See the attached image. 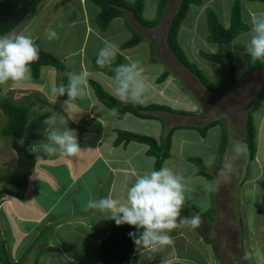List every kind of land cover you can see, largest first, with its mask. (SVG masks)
<instances>
[{
	"label": "crops",
	"instance_id": "obj_1",
	"mask_svg": "<svg viewBox=\"0 0 264 264\" xmlns=\"http://www.w3.org/2000/svg\"><path fill=\"white\" fill-rule=\"evenodd\" d=\"M65 1L43 0L38 6L39 9L37 8L34 13L26 15L22 22L8 34H19L23 32L26 35H31L30 27L32 28L35 25L32 20L34 16L42 13L43 10H46L44 15H52L58 11L57 7H60V3ZM78 1L82 5V21H86L89 18L95 20L99 8L96 5H94V9L89 7L91 15H87L88 12L85 9H87L86 4L89 0ZM251 3L263 5L259 2ZM262 12L264 11L260 13ZM242 20L244 19L242 18ZM243 22L249 26V30L239 35L236 39L243 36H247L245 39L249 38L251 24L245 20ZM229 23L230 17L227 19L226 24L221 25L228 27ZM44 25L45 23L42 26ZM52 27L51 29L54 30V25ZM48 29L42 30L43 35L49 33L47 31ZM90 31L91 27L86 25L83 43H85ZM100 33L105 32L100 31ZM33 36H36V34L34 33ZM236 39L232 42L233 44ZM33 40L34 42L37 41L36 38H33ZM37 42L44 52L57 57L54 52L44 46L43 41L38 40ZM119 45L121 46V44H118V50H120ZM83 47L81 46L80 49H83ZM61 61L64 64V61ZM50 70H54V68L49 66L42 67L39 78L34 80L42 79V75L45 72H47L48 76L50 72L52 73ZM80 70L85 74V83L82 86L83 95L74 101L72 107L70 109H66V106L62 107L67 97H57L54 94L51 100L55 102L51 106H48V99L43 98L45 100H43L44 103H37L35 107H32L28 111L26 126L20 134L19 142L22 146L29 152L44 154L46 159L35 164L28 178L26 190L22 198L18 199L10 196L0 197V236L6 244L11 261L14 263L21 261L22 264H101L97 255L98 247L100 242L112 230L115 221L106 219L105 214H102L98 210L89 209L87 206L88 202L90 200L107 197L110 193L113 198L120 199L124 202L127 190L134 183L136 177L154 170L155 159L147 154L148 147L145 144L129 142L115 145L114 143L118 131L137 132V134L142 133L153 137V135L149 134L150 132L148 130L151 129V131L158 133L154 129L157 127L151 125L152 128H148V124L151 122V124L155 123L156 126H160L161 118L154 115L152 111L149 113L155 117L153 119H140L131 114H127L124 118L118 119L114 112L96 100L92 89L88 85V80L93 79L87 78L88 76L82 68ZM256 74V72L253 73L239 88H234V90L242 92L243 97L247 99L254 98V102L256 100V86L258 87L260 81H264V79H258ZM45 78L47 77L43 79ZM193 79L195 83H191V89L199 104L196 115H201L197 121H200L198 123H204L206 125L218 118V116H215L213 119L205 120L208 114L213 113L215 110L214 105L209 106L207 99L213 96V92L204 89L195 78ZM226 79H228V76ZM94 81L98 82L110 95L117 98L113 89L111 93L102 83L97 80ZM52 82L50 86L51 92H53L54 86L57 85L56 81ZM29 91L24 96L25 102L32 94ZM40 92L43 93V90H40ZM142 105L145 106L144 102ZM263 106L264 102L260 109L253 113L256 130L255 156L252 161H249L248 154L246 157L241 154L244 163L248 160V164H257L259 167V147L262 143L264 145ZM221 109L225 111V107ZM232 109L229 111H232ZM240 111L241 109L234 113L237 119L234 117L232 118L233 120L226 121L225 123L227 130H229L228 132L232 130V125H235L237 130H240L242 133L241 138L236 141H242L244 143L245 119L241 121L240 115L242 113ZM52 115L56 117V123L52 127L60 129H66L68 127L76 134L81 148L78 156L61 158L58 154L49 155L44 151L43 144L47 142L45 134L47 126L44 121ZM227 115L230 117L228 113ZM61 120H63V123H61ZM189 126L196 127L197 124L181 126V128L172 134L171 139H176L181 135L184 137H181L180 144H190L191 135L188 134L192 131L197 133V131L186 128ZM141 129L143 130L141 131ZM159 137L155 138L157 140L162 139V137L160 139ZM233 150H235V144L231 145L230 151L225 150L219 167H223L227 163V154L228 152L232 153ZM180 152L183 153L182 155L180 154L181 156H173V154L171 156L170 154L163 161L162 167L167 166L183 177L185 206L182 210V216H189L194 213H206L208 210L203 212V210L198 208L190 200V196L195 198L196 195L199 196L203 192H205L204 197L206 199L208 197V201L211 200L209 197L210 193L205 191V189L201 191V187L196 182L198 178L201 180L206 179L198 174L197 167L189 161L190 158L194 157L185 155L181 150ZM262 166L264 167V165ZM254 174L256 175V173ZM255 175L252 176V181H256ZM244 184L245 182L243 180L240 188L241 196H243L242 188ZM241 207L239 204V225L242 229L240 242L243 244L242 253L249 257L247 260L248 264H250L251 261L249 260L254 261L256 257V233H254L255 231H250L251 233H249L244 227L241 218ZM200 219V225L210 227L213 222H209L201 216ZM171 235L173 242L161 249L155 251L150 249L137 250L136 247L128 264H221L213 243L198 228H181L171 233ZM221 235L225 243L230 241L226 229L221 231Z\"/></svg>",
	"mask_w": 264,
	"mask_h": 264
},
{
	"label": "rangeland",
	"instance_id": "obj_2",
	"mask_svg": "<svg viewBox=\"0 0 264 264\" xmlns=\"http://www.w3.org/2000/svg\"><path fill=\"white\" fill-rule=\"evenodd\" d=\"M127 1L133 2L134 0ZM143 1V16L148 21H153L156 18L157 6L160 0ZM201 1L202 3L199 6H190L187 18L180 27L178 43L183 49L187 59L206 75L210 86L217 89V91L213 92V96L207 98L209 106L214 105L215 110L213 113L208 114L205 120H210L218 116L216 120H220L221 124L215 128L209 129L205 138H201L198 132H190L188 134L191 135L190 144L181 145V137H184L181 135L176 139H171V151L169 152V156L170 154L171 156L172 154L173 156H181L183 154L180 152L181 150L185 155L199 158L206 165H211L215 161L217 155L222 128L225 129L228 135L227 151H230V147L233 144L242 147V152L240 153H236L235 150H233L232 153L228 152V160L223 167L213 170L212 173L210 171V174L214 175L216 182L215 186H212L207 180H201L200 178L196 181L199 187H201V191L205 189V191L210 193L209 197L211 200L208 201L209 198L207 197L206 199L204 197L205 192L202 193L203 196L202 194L199 196L196 195L195 198L190 196V200L193 201L198 208L203 210V212L213 209V222L211 226L200 225L198 229L213 243L221 264H248V260L245 259L246 254L242 253L243 244L240 242V237L242 236V229L239 225L240 204V206H242L241 218L244 227L249 233H251L250 231H255L254 233H256V257L254 261L249 260L251 261L250 264H262V262H264V190L261 183L264 182V167L262 166L264 165V145L262 143L259 147L258 158L260 159V167L257 164H248V160L244 163L241 154L246 157V146L242 141H236L241 138L242 133L235 128V125H232V130L228 132L229 130H227V125L225 123L226 121L229 122L233 120L232 118L234 117L236 118L234 113L238 112L239 109H241L240 112L242 113L240 115L241 121H244L247 109L254 104V98L247 99L243 97L242 92L234 90L229 78L226 79L227 72L225 66L209 62L200 55L201 52L208 54L214 53L217 48L215 44L208 42L206 38V10H212L218 17L219 22L224 25L230 17L231 7L236 0ZM239 1L242 18L249 24H251L253 13L259 14L261 11H264L262 10L264 9V5L246 2L244 0ZM178 4L179 0H170L162 14V18L153 28L142 26L134 19L130 11L124 10L123 17L114 19L105 33H100L97 26H95V20L89 18L86 21H82V5L78 0H66L60 3V7H57L59 11L58 14L57 11L52 15H44L46 10H43L39 15H35L32 19L35 25L32 28L30 27V33L31 37L36 38L37 41H43L45 44L44 46L48 50L54 52L59 59L64 61L68 73L80 74L82 73L80 68H82L87 74V78L99 81L111 93L114 90L113 79L99 72L92 65V59L98 54L99 50L105 46V43L110 42L116 46V57L121 55L123 64L138 62L144 69L143 75L149 85L144 99L145 106L156 104L184 112L183 114H173L165 111H153L154 115L161 118V123L159 124L160 126H156L155 123L151 124V122H149L148 128H152V126L157 127L158 130L157 128H153L158 133L151 131V129H149L148 132L153 135V138L160 136L159 139L161 137L163 139L168 133L169 128L174 125H205L197 121L201 115H196L199 104L191 89V83H195L194 77L178 64L165 43L168 24ZM89 7L92 9L95 8L90 0L87 1L86 4L87 9L85 10L88 12L87 15H91ZM44 23L45 25L42 26ZM53 25L54 30L51 29ZM86 25L91 27L92 32L90 31V34L86 37L85 43H83ZM128 26L142 37V41L133 48L126 49L125 51H121V49L118 50V44H122L132 36ZM47 28H49L47 30L49 33L43 35L42 30ZM50 31L56 33L55 37H50ZM34 33L36 36H33ZM95 37L98 38L95 39ZM246 37L247 36H243L236 39L234 44L232 43V51L236 61L238 76H241L255 62L244 52V47L249 39H245ZM81 46H84L83 49H80ZM151 50L154 51V61L151 59ZM50 71H52V73L50 72L48 76L47 72L43 73L44 76L42 75V79L39 80L30 78L16 84L14 87L10 84L7 93L0 94V99L3 96L9 95L16 104L20 105L25 102L24 96L26 92L30 90V94L32 93V96H38L41 103H44V99H48V106L53 105L55 101L51 100V97L54 93L51 92L50 86L53 83L52 81L57 82L54 88L62 84V73L55 69ZM164 72L168 73V78L165 81L157 82V79ZM256 73L258 79H264V69ZM44 77L47 78L43 79ZM259 83L258 87L256 86V98L264 92V81H260ZM40 90H43V93H41L42 91L40 92ZM219 92L221 93L218 94ZM38 94L41 95L39 96ZM32 101H34L36 105L39 103L37 102L38 100L34 98H32ZM26 103L27 101L25 104ZM234 106L236 107L233 108ZM222 107H225V111H222ZM230 109H232V111H229ZM227 113L230 117H228ZM4 123L5 118L0 114V174L11 172L16 162L15 152L11 148V137L3 138L1 136ZM142 130L143 129H141V131ZM246 165H248L247 168ZM254 173H256V175ZM253 175L256 176V181H252ZM243 180L245 184L242 188L243 196H241L240 188ZM224 229H226L230 237L228 243L224 242L221 235V231Z\"/></svg>",
	"mask_w": 264,
	"mask_h": 264
},
{
	"label": "trees",
	"instance_id": "obj_3",
	"mask_svg": "<svg viewBox=\"0 0 264 264\" xmlns=\"http://www.w3.org/2000/svg\"><path fill=\"white\" fill-rule=\"evenodd\" d=\"M43 0H0V36L10 33L15 29L28 14L34 13L39 4ZM94 5L99 8V12L95 18L97 28L101 32H105L110 23L116 19L124 16V10L130 11L134 19L142 26L153 28L162 18L164 9L170 0H160L157 6V15L153 21H148L143 16L144 1L134 0L128 2L127 0H90ZM248 2H259L264 5V0H244ZM201 0H179V4L171 16L168 28L166 31L165 43L169 51L174 56V59L187 70L196 81L209 91H217L210 86L206 75L192 62H190L183 49L178 43V33L180 26L186 18L189 8L192 5H201ZM206 24H207V40L216 45L214 53L201 52L200 55L205 60L219 64L226 67L227 76L230 83L234 88H239L253 73L264 69V60H256L253 65L245 71L241 76L237 75L236 61L232 51V42L239 35L247 32L249 26L242 20L240 1L236 0L230 10V23L228 27H224L218 20L216 14L208 9L206 10ZM127 26V25H126ZM130 29L132 36L123 44L120 49L125 50L133 48L142 41V37ZM39 49L38 59L30 65L31 78L38 79L42 67H53L58 72L62 73V84L68 83V71H66L63 62L52 54L46 53L40 47V44L34 42ZM98 55V54H97ZM97 55L92 59L93 67L104 75L110 77L114 76V69L122 65V56L118 55L111 65L100 67L96 63ZM154 51L151 50V59L154 61ZM168 78V73L164 72L157 82L165 81ZM88 85L96 100L115 113L118 119L124 118L125 115L131 114L140 119H153L155 118L149 112L152 111H165L173 114H183L184 112L174 110L167 106L149 104L142 105V103H122L119 99L113 97L106 92L102 86L94 81L88 80ZM32 98L41 103L38 96H29L27 103L16 104L11 97L3 96L0 99V114L5 118L4 126L1 130L3 138L11 137V148L16 155V162L13 170L9 173L0 174V197L10 196L13 198H22L24 196L28 178L35 166L41 160L46 159V156L39 152H29L24 146L19 143L20 134L27 123L28 111L35 107V102ZM264 102V92H262L255 100L252 107L247 111L245 118V132L243 141L246 145L248 160L252 161L256 153V130L254 126L253 113L258 111ZM220 120L212 121L204 126L186 127L196 130L203 138L206 132L217 125H220ZM181 128V126H173L168 130L166 136L157 140L151 136L137 134L128 131H118L115 139V145L126 144L129 142H137L145 144L148 147L147 154L154 157L155 164L154 170H159L162 167L163 161L168 158L171 146L172 134ZM227 146V134L222 128L220 144L217 149L215 161L211 165H206L199 158H190L189 161L193 163L197 169L198 174L204 177L212 186H215V178L210 171L217 169L223 159L224 152ZM264 190V182L261 183ZM213 209L208 210L206 213L199 215L208 219L209 222L213 221ZM140 231L130 225L113 226L110 233L100 242L97 255L101 264H128L136 245L130 232ZM264 251V249H263ZM0 264H22L21 261L14 263L11 261L6 244L0 236Z\"/></svg>",
	"mask_w": 264,
	"mask_h": 264
},
{
	"label": "clouds",
	"instance_id": "obj_4",
	"mask_svg": "<svg viewBox=\"0 0 264 264\" xmlns=\"http://www.w3.org/2000/svg\"><path fill=\"white\" fill-rule=\"evenodd\" d=\"M56 33L50 31V37ZM244 52L252 61L264 60V12L253 13L249 39ZM117 48L106 42L98 52L96 63L100 67L111 65L115 60ZM39 57V49L31 35L6 34L0 36V94H6L8 86L31 78V67ZM144 69L138 62L119 65L114 69V94L122 103H143L149 85L144 78ZM85 74L69 73L67 85L61 84L53 89L57 97L67 96L62 107L70 109L74 101L83 95ZM47 142L43 149L49 155L58 154L61 158L76 157L81 148L76 134L70 128L52 127L55 115L44 121ZM63 123V120H61ZM242 152L240 145L235 146ZM183 177L167 166L137 176L128 188L124 202L107 197L88 202L89 209L105 214L106 219L114 220L117 226L130 225L140 231L130 232L137 250H157L173 242L171 233L181 228L196 229L201 219L198 213L182 216L185 206ZM249 257L246 255L245 259ZM264 264V262H262Z\"/></svg>",
	"mask_w": 264,
	"mask_h": 264
}]
</instances>
